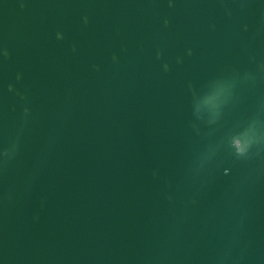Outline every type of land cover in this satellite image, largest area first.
I'll use <instances>...</instances> for the list:
<instances>
[{
  "label": "water",
  "instance_id": "water-1",
  "mask_svg": "<svg viewBox=\"0 0 264 264\" xmlns=\"http://www.w3.org/2000/svg\"><path fill=\"white\" fill-rule=\"evenodd\" d=\"M0 264H264V0H0Z\"/></svg>",
  "mask_w": 264,
  "mask_h": 264
}]
</instances>
